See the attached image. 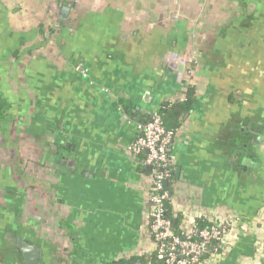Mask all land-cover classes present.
Segmentation results:
<instances>
[{"label": "crops", "instance_id": "crops-1", "mask_svg": "<svg viewBox=\"0 0 264 264\" xmlns=\"http://www.w3.org/2000/svg\"><path fill=\"white\" fill-rule=\"evenodd\" d=\"M162 108L172 214L236 216L220 264H264V0H0V148H48L0 155V264H25L20 239L38 264L145 260L151 171L128 148Z\"/></svg>", "mask_w": 264, "mask_h": 264}, {"label": "built area", "instance_id": "built-area-1", "mask_svg": "<svg viewBox=\"0 0 264 264\" xmlns=\"http://www.w3.org/2000/svg\"><path fill=\"white\" fill-rule=\"evenodd\" d=\"M192 63V59L187 60V78L193 75ZM138 131L135 141L128 149L133 155L145 153L144 164L151 171L147 218L153 249L146 255L147 262L137 264H150L149 257L159 260L162 264L222 263L237 239L238 218L221 214L217 218L206 219L187 214L180 225L182 235L173 234L170 220L164 213V204L169 198V192L164 189V182L171 173L168 147L173 140V133L164 129L161 115L157 113L139 127ZM199 218L203 221L206 219L209 226L198 228ZM256 221L264 227V214H258ZM183 222L187 227L182 229ZM261 248H264V245L256 247L258 252ZM206 255L205 259H201Z\"/></svg>", "mask_w": 264, "mask_h": 264}, {"label": "rangeland", "instance_id": "rangeland-1", "mask_svg": "<svg viewBox=\"0 0 264 264\" xmlns=\"http://www.w3.org/2000/svg\"><path fill=\"white\" fill-rule=\"evenodd\" d=\"M16 139L19 141V138H15V140ZM41 149L47 150L48 152V148H34L33 153H30L32 151L29 148H0V155L3 156L1 157L2 159H0L8 163H14L16 165H21L24 162L28 161H33L37 165L41 160ZM32 172L34 175L41 177L43 180L45 179V177L48 178L49 175L48 171L44 168H36L33 169L31 173Z\"/></svg>", "mask_w": 264, "mask_h": 264}, {"label": "trees", "instance_id": "trees-1", "mask_svg": "<svg viewBox=\"0 0 264 264\" xmlns=\"http://www.w3.org/2000/svg\"><path fill=\"white\" fill-rule=\"evenodd\" d=\"M193 62H194V60H193ZM194 64L195 63H192L191 64V67L192 68L194 67ZM185 96H186V98L188 100L192 96V94L189 92ZM165 111H166V109L162 108L161 109V112L159 111L157 114L164 113ZM164 189L168 191V187L167 186H165ZM170 199L171 198L169 196V198L165 201V204H164L165 217L168 220H170V223H171V227H170L171 228V232L173 234L177 235V236H181L182 234H181V229H180V220H179V218L175 217L172 214V212H171V209H170ZM208 226H209V223L207 221H205V220L204 221L203 220H199L197 222V227L198 228H205V227H208ZM206 257H207V255L206 256H202L201 259H203V258L205 259ZM148 259H149L148 262H150V264H162L159 260H157L155 258L149 257ZM141 261H142L141 263L147 262L144 259L141 260ZM113 264H125V263L122 262V261H119V262H114Z\"/></svg>", "mask_w": 264, "mask_h": 264}, {"label": "water", "instance_id": "water-1", "mask_svg": "<svg viewBox=\"0 0 264 264\" xmlns=\"http://www.w3.org/2000/svg\"><path fill=\"white\" fill-rule=\"evenodd\" d=\"M65 10H67V8H65ZM181 69L182 68L180 66V70ZM164 185H166V181L164 182ZM17 248L23 256L25 264H38L40 251L37 247L28 244L27 242L20 239L17 241Z\"/></svg>", "mask_w": 264, "mask_h": 264}]
</instances>
